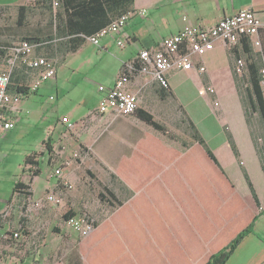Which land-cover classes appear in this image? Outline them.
I'll return each mask as SVG.
<instances>
[{
	"label": "crops",
	"instance_id": "0c3cea01",
	"mask_svg": "<svg viewBox=\"0 0 264 264\" xmlns=\"http://www.w3.org/2000/svg\"><path fill=\"white\" fill-rule=\"evenodd\" d=\"M35 1L0 0V7L31 5L32 11H42ZM53 8L60 17L49 16L47 29L37 24L33 37H56L59 27L64 33L49 46L45 42L34 57L56 59L57 76L26 101L15 103L18 120L29 114L30 103L38 106L35 123L51 122L46 133L65 129L62 119L70 118L77 136L72 140L64 135L72 148L63 153L82 151L99 159L112 175L123 173L127 182L116 179L121 195L111 189L116 201H106L110 211L97 221L99 227L89 238L67 225L62 232L38 229L19 241L6 239L24 225L19 200L11 198L0 211V256L5 264H207L255 216L253 232L242 240L227 264H264V210H260L264 208V119L248 81L241 44L230 48L225 42H214L195 57L196 65L206 71L171 72L169 92L151 76L132 78L138 110L152 114L166 127V133L141 121L137 114L114 118L97 112L102 96L99 88L113 86L124 63L134 60L143 49L157 47L186 25L212 27L242 9H253L263 25V47L264 0H109L86 34L66 26L71 8L65 11L61 2H55ZM142 11H146L144 15ZM123 17L127 20L119 34L103 38L99 46L89 40ZM119 40L124 46L117 44ZM261 49L252 46L250 58L263 68ZM238 59L246 63L244 79L236 74ZM36 76V71L29 74L30 85ZM70 85L74 90L84 88L83 96L66 108ZM207 87H213V92L201 95ZM192 127L203 145L194 140ZM67 175L45 185L68 195L63 183L69 180ZM52 209L37 214L52 219L57 210ZM77 210L75 216L88 213L81 212V207ZM60 238L66 243L62 259L56 260ZM74 241L76 252L70 248Z\"/></svg>",
	"mask_w": 264,
	"mask_h": 264
},
{
	"label": "rangeland",
	"instance_id": "374dc122",
	"mask_svg": "<svg viewBox=\"0 0 264 264\" xmlns=\"http://www.w3.org/2000/svg\"><path fill=\"white\" fill-rule=\"evenodd\" d=\"M18 19V7H0V49L5 48L4 51L6 52V54L0 52V73L9 66L11 60L16 61L15 66L21 63L20 59L16 60L14 48L24 41L25 38L33 37V34L37 32V24L38 26L43 25L46 29L49 26V14L46 11L29 10L25 25H19ZM46 57L56 67L58 66L59 62L56 59L49 56ZM25 65L28 67L26 70L28 75L35 73L27 64ZM36 77L35 83L38 81V76ZM50 81L43 82V84ZM67 90L71 93L67 97L66 108L72 106L83 96L84 88L74 90V86L70 85ZM22 100L26 101L27 97ZM33 101L34 99H32ZM27 105L30 108L29 114L23 115L16 123L14 129L4 134L0 139V211L5 209V204L11 198L17 197L20 206L19 212L23 213L24 225L22 230L25 235H30L34 230L38 229L43 232L55 229L61 232L65 231L67 220L64 218V215L72 212L74 215H78L79 210L77 209L79 207H81V212H88L96 222L100 221L102 216L107 215L110 211L107 208V202L101 199V194L104 195L107 201L112 200L106 189H113L121 195L120 185L108 167L99 159L90 155L85 156L83 153L80 159H75L73 151L71 154L63 153L65 150L67 152L69 146L72 148V145L66 143L64 135H68L73 140L77 136L75 134L76 129L72 132H68L64 128L56 132H54L55 129H51L46 133L51 122L39 125L35 123L34 118L38 114V106L31 103ZM47 143H49L51 149ZM29 155H33V160L38 162L39 165L25 164V160ZM56 168H60L64 174H68L65 178L69 179L68 181L73 186L71 190L67 191L70 192L68 195L66 191L53 189L58 194L63 195L67 208L64 212H61L63 214L54 210V217L52 219H42L37 214L38 212L27 216L25 202L30 195H17L16 193L14 196L16 182L20 181L29 186V189L25 192L32 193L30 198L40 199L44 197L46 192L52 190L47 184L45 185L47 181H52L53 179L61 181L60 178H56L55 176L54 171ZM37 170L41 173L39 176H36ZM120 197L123 198V196ZM90 206H94V208H90ZM43 210L51 212L53 209L52 207L45 206ZM65 233L67 234V231ZM65 243L66 240L60 238L55 250L58 251L56 260L62 259L61 250ZM76 247V241L70 243L72 251L76 252ZM11 261L14 262L15 260Z\"/></svg>",
	"mask_w": 264,
	"mask_h": 264
},
{
	"label": "built area",
	"instance_id": "2783aa9c",
	"mask_svg": "<svg viewBox=\"0 0 264 264\" xmlns=\"http://www.w3.org/2000/svg\"><path fill=\"white\" fill-rule=\"evenodd\" d=\"M146 11H142L144 15ZM127 17L115 20L109 26L97 34L89 37V40L96 46L100 45L103 38L119 34L122 26L125 25ZM262 22L253 9H242L233 16L222 18L212 27L184 26L178 33L163 39L159 45L152 49H143L134 60L124 63L120 75L116 78L113 86L100 87L101 98L97 112L100 115H110L114 118H126L136 114L138 111V97L131 89L132 78L136 75L151 76L162 89L170 90L169 74L175 71H192L197 68L205 72L204 66H197L195 57L216 41L225 42L230 48L237 47L242 39H249L252 46L261 49L260 30ZM44 43H32L22 41L14 48L16 60L27 64L31 69L38 72V81L30 86V94L37 92L43 82L54 79L57 76L56 65L46 57H34L36 49ZM119 46H124V41L119 40ZM16 61H10L9 66L0 73V138L7 132L14 129L18 122V115L15 103L25 96L15 97L9 92L12 72ZM246 63L238 59L236 74L244 77L246 74ZM260 87L264 106V68L260 71ZM213 92V87H207L200 94L205 95ZM62 124L68 132L74 131L76 124L68 117L62 119ZM82 151L73 153L75 159H80ZM55 176H63V171L56 168ZM64 187L68 190L73 188L69 181H64ZM19 193H17L18 195ZM27 216L39 212L45 206H49L64 212L67 203L63 195L55 191L46 192L40 199L28 198L25 202ZM264 210V208H260ZM5 212L3 216H6ZM96 221L85 213L74 216L66 221L69 227H75L82 236L89 235L95 228ZM24 236L22 228L6 236L8 240H21ZM39 249V245H34ZM0 264H5L0 256Z\"/></svg>",
	"mask_w": 264,
	"mask_h": 264
},
{
	"label": "trees",
	"instance_id": "16d2710c",
	"mask_svg": "<svg viewBox=\"0 0 264 264\" xmlns=\"http://www.w3.org/2000/svg\"><path fill=\"white\" fill-rule=\"evenodd\" d=\"M108 1L109 0H36L34 5H35V7L40 6L42 8L43 12L46 11L47 14H49V16L51 18H53L54 15L56 17H60L59 12L54 14L53 6H54L55 2H61L65 11H68L69 8H71L73 10L71 13V16L67 18L66 26L69 27V29L76 28L79 31L84 32L86 34V33H88V31L90 29H92V27H94L95 21L98 20V18H100L102 16L104 5L106 6L108 4ZM29 10L32 11L31 5L18 6V12H19L18 23H19V25H25ZM73 20H76V22H73ZM115 20H113L112 22H114ZM104 28H102V29H104ZM101 30H99L98 32H100ZM261 30H260V34H261ZM63 33H64V31L61 30L59 27L58 34L56 37H54V36H48L46 38L29 37V38H25L24 41H29L32 43H45L46 42V43H49L47 45V46H49L51 44V42L55 41L56 39L61 38L59 36H61ZM263 35H264V31H262L263 47L261 49L262 54L264 55V36ZM260 40H261V38H260ZM240 44L242 46V51L247 58V64H248V68H249V77H248L249 80L248 81L252 85L254 92L259 99L261 114H262V117L264 119V106H263L262 93H261V87H260V71L262 68L257 66L254 58L251 61L250 55L253 56L254 54H253V50H252V46H251L252 44H251L250 40L249 39H242ZM43 45L40 46L39 48H37L36 51L38 49H40L41 47H43ZM4 49L5 48L0 49V52L2 54H6ZM255 67L257 68L256 71H254ZM27 69H28V67L21 62L17 66L14 67V70L12 72L11 82L9 85V92L12 93L16 98L22 97V96L28 97L30 95V77H29L28 73L26 72ZM244 78H245V76H244ZM165 91L169 92L170 90H165ZM136 114L138 115V117L141 121L150 125L155 130L162 132V133L167 132L166 127L164 125L158 123L152 114H150L144 110H138L136 112ZM192 136H193L194 140H196L198 142V144L203 145V142H202L200 136L197 134V132L194 131L193 127H192ZM47 145L51 149L49 143H47ZM204 149H206L209 157L214 159L216 166L220 170V173L225 175L224 172L222 171L220 165L218 164L217 159L212 154V152L205 147H204ZM25 164L39 165L38 162H35L33 160V155L27 156V158L25 160ZM40 174H41L40 171L37 170L36 176H39ZM113 177L115 179H118L119 181H121L124 184H126V182H127L125 175L123 173L121 174V172H118L117 174L113 175ZM27 189H29L28 185L24 184L23 182L18 181V182H16L15 187H14V195L16 193H19V195L20 194H23V195L27 194V195H30V197H31L32 196L31 192H25ZM106 190H107L108 194L111 196V198L116 201L115 194H113L112 191L109 189H106ZM101 199L105 202L107 201L103 194H101ZM255 200L259 204V200H258L256 195H255ZM107 202L109 204L112 203L111 200H108ZM25 208H26V206H25ZM74 216H75L74 213H66L64 215V218L66 220H69L70 218H72ZM256 220H257V216L254 217L253 221L251 223H249V225L244 230H242L237 235V237L232 242L229 243V245H227L222 250H220L219 252L212 255L210 257L209 261L207 262V264H227L229 258L234 253V251L236 250L238 245L242 242V240L247 235H249L250 233L253 232V228H254V224H255ZM98 227H99V223L96 222L94 230L89 235L85 236L84 238H89ZM55 264H62V263L57 262Z\"/></svg>",
	"mask_w": 264,
	"mask_h": 264
}]
</instances>
